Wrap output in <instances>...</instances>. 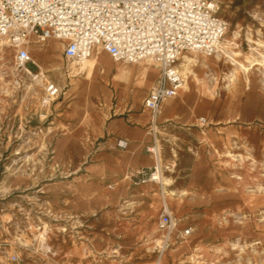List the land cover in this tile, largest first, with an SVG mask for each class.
Wrapping results in <instances>:
<instances>
[{
    "label": "rangeland",
    "instance_id": "obj_1",
    "mask_svg": "<svg viewBox=\"0 0 264 264\" xmlns=\"http://www.w3.org/2000/svg\"><path fill=\"white\" fill-rule=\"evenodd\" d=\"M247 3L244 28L227 29L224 37L236 34L240 63L254 56L252 49L264 52L256 44L264 42V0ZM29 38L37 49L28 51L33 63L60 94L43 108L42 89L15 70V50L8 42L0 47V264H264V78L255 67L233 85V67L222 57L205 56L206 67H191L198 101L183 115L192 125L162 131L149 124L151 142L161 141L162 184L151 180V164L97 181L88 176L100 166L88 174L86 168L112 138L119 113L127 106L130 114L151 118L137 113L153 85L140 82L149 69L121 72L129 66L113 67L96 48L80 70L62 57L60 42ZM46 49L51 57L40 54ZM75 85L78 91L69 93ZM191 97L184 102H194ZM255 103L261 105L256 121L249 108ZM213 117L221 125L208 124ZM119 143L111 148H123ZM102 190L118 195L106 201ZM164 207L174 225L169 234L170 227H159ZM179 235L190 238L189 246Z\"/></svg>",
    "mask_w": 264,
    "mask_h": 264
},
{
    "label": "built area",
    "instance_id": "obj_2",
    "mask_svg": "<svg viewBox=\"0 0 264 264\" xmlns=\"http://www.w3.org/2000/svg\"><path fill=\"white\" fill-rule=\"evenodd\" d=\"M226 32L227 24L219 18L214 0H0V37L15 50V67L32 82L39 79L40 70L26 50L28 37L39 43H62V57L76 66L96 48L115 63L150 61L158 68V76L143 108L152 119L164 100L182 90L176 68L182 54L212 55ZM44 83L41 106L49 108L60 90ZM153 171L151 177L158 172L157 166ZM171 224L164 208L159 227L166 229ZM189 233L186 229L182 234Z\"/></svg>",
    "mask_w": 264,
    "mask_h": 264
},
{
    "label": "crops",
    "instance_id": "obj_3",
    "mask_svg": "<svg viewBox=\"0 0 264 264\" xmlns=\"http://www.w3.org/2000/svg\"><path fill=\"white\" fill-rule=\"evenodd\" d=\"M214 1L216 2L217 6H218V16L227 24L228 32L234 28L243 27V25H242L243 21L241 19L243 16L240 14L242 13L244 15V14H248L251 12V10H250L251 5H249L247 3L250 0H214ZM223 40H225V39L223 38ZM50 41H52V40H50ZM62 46H63V44H62ZM27 48H28V51L37 50V49H34L33 47H31L30 45ZM97 51H101V50L98 49ZM101 52H103V51H101ZM180 59H181V57L176 62V68L177 69H178V64L180 62ZM109 60H110L113 67L124 65V64H120V63H115L110 58H109ZM88 63H89V60L87 61V63L83 67L80 68V70L87 68ZM36 64L38 65V63H36ZM126 66H129V67H125L124 69H121V72H123V71H127L129 73H132L134 71L139 72V71L143 70L144 68H148L149 69V75H148L147 79L140 81L141 83H143V81H144V83L146 85L147 84L152 85L153 82L155 81L156 77L158 76V68L155 65H153L155 67V70L153 68L146 67L144 62L138 63L137 65H135V67L133 64L132 65H126ZM107 67H108V65H107ZM32 68H33V70H35L34 67H32ZM97 70H99V69H97ZM123 75L124 76H130V74H128V73L127 74L124 73ZM150 88H151V86H150ZM150 88H149V90H150ZM245 89H246V87H245ZM149 90H148V92H149ZM181 91L177 97H175L173 100H170L167 102L169 104L171 103L172 110L167 114V116L164 118V120L162 122L157 123L156 122L157 114H158L159 110L164 106V103L166 102V100H164L161 103V105L159 106L158 112L156 114V118H155V128H154L155 130L160 128L162 131H171L172 129H176L175 126L192 125L191 124L192 122H188V120L190 118L185 117L183 114L185 113V111L187 109L196 108V101H198V96H196V94L198 92L196 94H194V92L189 94L192 96L191 99H193L194 102L190 101V104L189 103L187 104L184 102L183 99H185V97L189 96V95H184V94L181 95ZM255 91L257 92V88ZM148 92H147V94H148ZM144 98H143V100H144ZM143 100L141 101L140 108H139L137 113H139L140 111L142 113L146 112L150 116V112L143 108ZM206 101H207L206 102L207 104L210 103L209 98H207ZM60 104H62V103H60ZM260 106L261 105L255 103L253 108L249 107L252 109V111H254V112H252V114H254V120L255 121L257 120V115L259 114ZM242 109H244V108H242ZM130 111L131 110L128 109L126 106L124 108L123 112L119 113L118 119L115 120L114 124H113L115 128H114V133L112 134V138L107 139L106 141L101 143L100 151L94 156L93 162L90 165H88V167L86 168L87 174H88L89 168L93 164L94 165L98 164L100 166V169L96 172L95 177L88 176V178H90V180H97V181H103V180H108V179L116 180L118 178H122L124 176V174L136 173V172L141 173L142 170L145 167H147L149 164H151V166H150L151 168L154 166H158L159 171H161L160 154H159L160 145L158 144V142H161V141H159L155 137L154 141L151 142V138H150L149 132H148V130L150 129L149 124H151V122L153 123L152 119L150 118V120H149V118L145 117L144 114H140V115L130 114ZM243 118H245V117H243ZM202 120H203L202 122L205 121V119H202ZM79 123L77 125H79ZM208 124L221 125V122H216L214 117H213L212 122H208ZM210 130H212V132H213V128L212 129L210 128ZM196 132H197V130H196ZM114 142H121L123 144V148H120V147L114 148V149L111 148V146L113 145ZM150 145H152V147H155V149H156L155 153H148L147 152L146 154H142L141 151L138 150L141 147L142 148L145 147L148 149ZM161 178H162V176H161ZM147 189L151 190V192L153 190L152 186H148ZM102 192H103L102 194L104 195V198L106 201H112L118 195L117 190H113L112 192H106V191L102 190ZM145 194H148V193L145 192ZM137 205H138V203L133 208L134 210H136V209L138 210ZM149 229H150V227H149ZM172 235H174L173 232L171 234V238H172ZM180 237L181 236L179 235V238ZM189 240H190V238H186V237L182 238L181 237V243L187 242L186 244L188 246H189Z\"/></svg>",
    "mask_w": 264,
    "mask_h": 264
},
{
    "label": "bare ground",
    "instance_id": "obj_4",
    "mask_svg": "<svg viewBox=\"0 0 264 264\" xmlns=\"http://www.w3.org/2000/svg\"><path fill=\"white\" fill-rule=\"evenodd\" d=\"M235 40H236V34L235 33H232L228 39L222 41V43L220 42V44L218 45L215 53L212 54V55H206V54L197 53V52H187V53H185V54H183L181 56V59H180V62H179V68H178L180 71L177 69V71L180 74V76L182 78V81H183V87H182L181 95L182 94L189 95L192 86H196V84H197L198 81H197L196 75H195L194 71L191 69V67H196V66H198V67H206L205 66V60H206V57L205 56H208V57L215 56V58L217 60H220V57H222V58H224V61H227L230 65H232L233 70L231 71V75H230V77H231V79H230L231 85H233L237 81V76L238 75H246L254 67L256 68V70L259 71V75L262 78H264V52L259 51L257 48L252 49L253 52H254V56H250V59L247 58L246 63H240L235 58L237 56V53L234 51V42H235ZM7 42H8V40L6 38L0 37V47H3L4 45H7ZM29 42H30V38L25 40V43L27 44V46H26V50L27 51H28V48L27 47L29 46ZM256 44H257V47L264 48V42L258 41ZM41 53H42V56H45V57H51L53 55L51 49H46V50H43V51L41 50L40 51V54ZM92 55H93V53L91 54L90 58L92 57ZM88 60H86L82 65H80V68L83 67L87 63ZM94 61H95V64L96 65H98V66L101 65V60L99 58L94 59ZM37 67L40 70L39 79L37 81H35V82H32L31 81V83H33L34 85H36L37 87H39L40 90H41L43 88L44 82H46L47 80H46V77L44 76L43 72L41 71L40 67L38 65H37ZM56 68L59 70L60 65H58ZM15 70L17 71L18 74H21L23 76L29 77L24 71H19L16 67H15ZM187 77H188V80H185V78H187ZM29 79H30V77H29ZM245 80H247V79H245ZM83 83H85V82H83ZM86 88L88 89V86ZM28 89L29 90H32V88L30 86L28 87ZM76 91H78V85L72 86L71 90H69V93L70 92L73 93V92H76ZM191 92H193V90H191ZM81 96L83 97V95H81ZM174 98H171V99H174ZM167 100H169V99H167ZM77 103L78 102H74V105H75V108L76 109L78 108L77 106H79ZM83 103H84V106L87 108V98L86 97L84 98ZM86 108H84V110H86ZM171 110H172V105L171 104H168V103H164V106L159 110V112L157 110L158 114L156 112L157 118H156V114H155V117L152 119V121L154 123L153 124V127L155 128V118H156V122H162L164 120V115L165 114H168ZM79 111L80 110H78V112ZM78 112H77V114H78ZM67 115H68V113H67ZM84 115H86V112H84ZM57 126H59V125H57ZM73 127H76V126H73ZM64 139H65V137L61 136L60 138L57 139V143L58 144L61 143ZM147 152L148 153H155L156 152V149H155V147H149L147 149ZM157 171L158 172L151 177V180L152 181H155V183H157V184L159 182L162 184L163 180H161L162 178H161V174L159 173V167L158 166H157ZM164 208H166V207H164ZM171 219H172V217H171ZM173 226L174 225H173V222H172L170 229L166 232L167 234H169L173 230ZM170 238H171V236H170ZM182 238H185V237L183 236ZM169 240L170 239H168V238L165 239L164 240V244H166Z\"/></svg>",
    "mask_w": 264,
    "mask_h": 264
}]
</instances>
